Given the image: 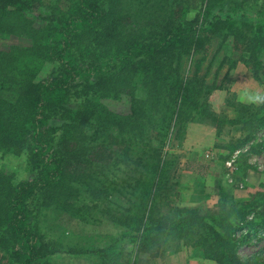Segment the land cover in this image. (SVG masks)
<instances>
[{"label": "trees", "instance_id": "obj_1", "mask_svg": "<svg viewBox=\"0 0 264 264\" xmlns=\"http://www.w3.org/2000/svg\"><path fill=\"white\" fill-rule=\"evenodd\" d=\"M138 1L143 2V0ZM247 1L203 0L200 15L191 20L186 18V10L178 15L179 11L174 12L170 7L167 10L169 16L173 13V17L180 20L175 27L170 24L162 26L158 32L160 34L148 37L149 41L134 38L130 44H121L111 40L109 45L107 38L111 36V32L119 28L125 21V17H132L133 14H137V11L126 14L124 12L126 8L118 7V3L114 4L112 0L104 2L105 9L102 7L101 0H71L64 10L54 8L50 0L49 2L48 0H0V27L12 23L16 28L15 32L19 31L20 34L28 35L31 41L30 47L10 48L1 55L2 69L7 65L13 68L15 65H20L17 69L18 75L13 80L29 98L26 109L30 111V114L18 125L17 130L22 132L17 135L6 132L5 130H15L7 129L3 119V116L8 115L11 105L0 99V140L6 141L5 138L8 137L12 141L25 143L30 161L39 173L36 180L21 181L17 185L12 184V176L7 177L0 173V230L5 228V233L9 234V238H5L0 233V251L6 263V260L11 258L15 259L17 264H36L48 255H52V252L47 254L50 251L49 248L38 245L37 235L30 230L31 212L28 202L33 196L59 197L66 207H73L76 203L80 206L75 210L84 212V209H95L96 206L91 200L93 195L95 197L102 194L110 195L105 186L100 185L101 181H98V185H96L97 182L88 183V188L86 184L82 190L76 188L77 193L74 192L76 190L72 182L69 183L72 176L69 175V167L75 156L74 150L69 149V139L76 133H82L83 136L78 139L87 140L90 143L91 139H98L102 131H108L119 135L114 138L109 136V144L102 142L92 147L88 146L86 154H81L76 160L87 162L88 157L95 158L96 150H104L108 146L112 149L113 145H116L119 150H111L114 153L110 163L118 171L117 168L121 167L119 165L123 164L120 159L127 157L129 152L135 153L143 148L150 152L149 161H146L144 165L140 164L141 158L138 159L140 160L138 165L144 168L142 170L146 174L140 173L133 179L131 186L133 191L128 193L129 207H124L127 214L119 218V222L131 231L128 238L135 246L134 251L124 255L128 261H133L130 259L132 255L138 258V252L151 254L148 247L152 245L157 246L155 251L162 252L158 244L161 239H176L186 241L185 244L195 248L198 246L202 250V255L213 259L215 264H264L261 258L239 260L235 254L236 242L234 241L235 234L242 229L240 227H243L245 223L248 226L252 223L250 221L264 215V194L255 201L227 206L228 195L220 188L218 193L220 202L215 212L172 208V214H164L160 210V198L172 189L169 182L171 164L166 162L161 153H157L156 148H151V144H148L157 137L155 130L149 133V130L144 128L146 125L156 128L154 115L160 110L166 113V110L170 109L168 115L163 114L162 117L160 115L161 127L165 129L161 130L160 138L168 140L172 131L170 129L180 121L182 110L193 111V114L189 116L190 120L194 119V113L201 117L206 115L203 103L195 100V97L201 93L200 89H197L196 85L189 87L190 84L184 81L186 79L183 80L177 76V70L180 68L181 55L190 57L192 61V56L203 51L216 34L223 33L225 38L232 35L233 41L230 43L233 44L234 50H239V41L241 45L244 42L247 47L246 52L253 55L251 57L253 66L249 63L252 67L250 69L260 70L256 57L260 51L264 50V10L260 13L262 16L258 22L246 21L244 5ZM128 8L133 6L127 5ZM240 13L242 16H239ZM113 16H115L114 21L106 25ZM105 26L109 31L103 35L101 30ZM241 28H248L251 31L249 36H244ZM75 53H78L77 58ZM38 55L59 63L61 74L52 81L44 80L34 84L33 80L39 71ZM106 55L109 60L104 70L99 65L84 66L85 60L95 61ZM228 55L226 52L223 59ZM139 56L143 58L136 61ZM111 64L119 67V76L115 82L107 72ZM126 65L131 66L132 69L125 70ZM131 70H139L142 73L141 85L144 97L132 99L131 113L128 115L110 112L98 99L90 97L81 109L65 110L63 108L72 88L85 82L89 87L92 85L89 81L95 79L98 82L90 87L91 91L107 94V92L115 91L117 87L115 84L126 85L125 79L131 75L129 74ZM133 87L135 89V86ZM129 89L131 92L128 95L134 97L135 90L133 91L131 87ZM48 110L58 113L62 111L63 123L58 128L53 129L47 126ZM210 118L214 121V117L210 116ZM231 124L239 127L245 137L244 140L252 138L257 130L264 127V106L260 105L253 115L233 120ZM59 130L62 131V135L57 148L53 151L49 144L53 135ZM85 130H91L88 133L91 132L92 135L84 133ZM147 138L149 140L145 143ZM128 144H132L133 150ZM95 156L98 157V153H95ZM115 183L112 182L111 185L115 186ZM135 186L139 189L135 190ZM117 187L124 189V186ZM111 189L118 193L114 187ZM78 196L82 198L83 204H79ZM107 207L108 210L112 207L121 208L114 200ZM114 218L112 216V219ZM204 233L207 235L202 236L201 234ZM200 236L202 238H198ZM8 244H12V252L8 250ZM91 254L99 256L102 264H113L111 258L115 264L116 259L123 255L121 252L113 250L111 252L110 249L103 248L93 250Z\"/></svg>", "mask_w": 264, "mask_h": 264}, {"label": "rangeland", "instance_id": "obj_2", "mask_svg": "<svg viewBox=\"0 0 264 264\" xmlns=\"http://www.w3.org/2000/svg\"><path fill=\"white\" fill-rule=\"evenodd\" d=\"M70 1L50 0V4L54 8L64 10ZM112 1L114 4L118 3L120 8L124 6L126 14H133L136 11L137 14L125 17V21L117 30H114L115 26L112 28L114 31L107 38L109 45H111V40L121 44H130L134 38L149 41L152 36L160 34L158 32L162 26L170 24L175 27L180 23V20L173 17V13L169 16L167 10L170 7L174 12L179 11L178 15L186 10V18L189 20L199 16L203 7V0H143L142 3L138 0ZM101 2L105 9L104 2H108V0H101ZM127 5H132L133 8L127 9ZM244 6L245 20L258 22L262 16L260 13L264 10V0H248ZM239 16L242 14L240 13ZM114 18L115 16L106 25L112 23ZM236 18L241 20L239 17ZM15 30L12 23L0 27V61H2L1 55L10 48L21 49L31 46L29 36L24 33L20 34L19 31L15 32ZM107 31L109 30L105 26L101 33L106 35ZM241 31L244 36H249L251 33L248 28H241ZM232 37L230 35L225 38L223 33L216 34L211 43L203 48V51L192 56V61L186 55L180 56V68L177 70V76L183 80L186 79L184 81L190 84L189 87L196 85L197 89H200L201 93L195 97V100L203 103L206 115L201 117L194 113V119L190 120L189 116L191 113L193 114V111L182 110L180 121L170 129L172 131L168 140L160 138L161 130H165L161 127L162 118L160 115L161 117L163 114L168 115L170 109H167L166 113L160 110L154 115L156 128L153 129L147 125L144 127L145 130H149V133L152 132L151 130H155L157 137L148 144H151V148H156L157 153H161L166 162L171 164L169 182L172 189L160 198V210L164 214H172V208L215 212L218 210L220 202L218 194L220 188L228 195L227 206L255 201L264 194V127L257 130L252 138L244 140L245 137L239 127L231 124L233 120L253 115L255 109L260 108V105L264 106V50L260 51L256 57L260 70L252 71L249 63L252 62L253 55L246 52L247 47L244 42L241 45V41H239V50H234L233 44L230 43L233 41ZM226 52L229 55L223 59ZM77 54L75 53L76 58ZM37 57L39 71L33 80L34 84L44 80L52 81L61 74L59 63L44 56L38 55ZM139 58L143 57H137L136 61ZM108 60V55L99 57L95 61L88 59L84 61V66L99 65L104 70ZM251 64L253 66V63ZM19 66L15 65L13 68L11 65H7L4 69L0 66V99L11 105L8 115L3 116L4 125L7 129H15L5 131L14 135L22 132V130H17L18 125L30 114V111L26 109L29 98L23 94V91L13 80L18 75ZM124 68L125 70L132 69L129 65ZM107 72L112 76L111 79L114 82L117 81L119 67L116 64H111ZM129 74L131 75H128V78L125 77L126 85L115 84L117 86L115 91L107 92V94L91 91L90 87L98 80H90L92 85L89 87L85 84L86 82L81 83L69 91L67 103L63 108L65 110L81 109L90 97L98 99L110 112L128 115L131 113L132 99L144 97L141 71L131 70ZM98 77L100 78V75ZM130 87L133 91L135 90L134 97L128 95L131 92ZM61 112L47 111L48 127L54 129L62 125ZM210 116L214 117V121ZM105 130L109 129L105 128ZM88 131L85 130L84 133H88ZM89 133L92 135L91 132ZM61 135V130L53 135L49 144L53 151L57 148ZM118 135L116 132L102 131L98 139H89L90 143L87 140L78 139L83 136L82 133H76L69 139V149L74 150L75 155L73 163H70L69 167V175H72L69 183L72 182V185L75 186L74 190L76 191L74 192H78L76 188L82 190L86 184V188H88V183L97 182L96 185H98V181H101L100 185L105 186L104 188L110 194L109 196L102 194L99 197L93 195L91 200L96 206L94 210L78 211L75 209L80 205L75 203L74 208L66 207L59 197H50L49 195L44 198L37 195L29 200L30 230L37 235L38 245L42 248H49L50 251L47 254L52 252L51 256L48 255L36 264H102L99 256L91 254L93 250L102 248L123 254L116 259L117 263L115 264H134L133 261L138 264H215L213 259L202 255V250L198 246L195 248L185 244L186 241L176 239H161L158 244L162 252L161 250L155 251L157 246L152 245L148 247L151 254L138 252V258L130 256L133 261H128L127 257H124L134 251L135 246L128 238L131 231L119 222V218L127 214L125 208L129 207L128 193L133 191L131 187L133 179L140 173L146 174L138 162L141 160L140 164L144 165L146 161H149L150 152L146 148L135 153L129 152L127 157L120 159L123 164L119 165L121 167L117 168L118 171L110 163L114 153L111 150H119L116 145H113L112 149L108 146L104 150H96L95 158L88 157L86 163L80 159L76 160L81 154H86L88 146L92 147L102 142L109 144V136L114 138ZM5 139L6 141L0 140V173L7 177L12 176L14 185L21 181L36 180L39 176L38 169L30 161L26 144L16 140L12 141L8 137ZM148 140V138L145 139V143ZM128 145L132 148V144ZM95 153H98V157L95 156ZM99 154L101 155L99 156ZM112 182H116L115 186L111 185ZM117 186H124V189ZM111 187L118 190V193L114 192ZM137 189L139 188L135 186V190ZM78 198L79 204H83L82 198L80 196ZM112 200L121 208L112 207L108 210L107 206L112 204ZM112 216L115 218L112 219ZM263 216L250 221L252 223L248 226L245 223L243 227H240L242 229L235 234V254L239 260H254L255 258L264 260ZM0 233L5 238H9V234L5 233V228L0 230ZM11 247L12 244H8V250L12 252ZM155 254L157 255L155 256ZM111 259L114 264L113 258ZM6 261L7 263L2 259L0 251V264H17L15 259L9 258Z\"/></svg>", "mask_w": 264, "mask_h": 264}]
</instances>
